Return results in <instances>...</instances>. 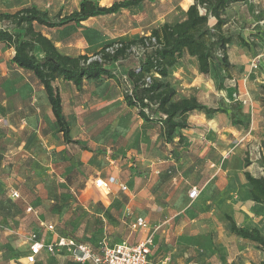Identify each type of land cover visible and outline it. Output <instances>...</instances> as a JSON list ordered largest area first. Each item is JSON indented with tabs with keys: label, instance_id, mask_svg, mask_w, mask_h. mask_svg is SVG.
Returning <instances> with one entry per match:
<instances>
[{
	"label": "rangeland",
	"instance_id": "obj_1",
	"mask_svg": "<svg viewBox=\"0 0 264 264\" xmlns=\"http://www.w3.org/2000/svg\"><path fill=\"white\" fill-rule=\"evenodd\" d=\"M5 1L0 0V6L4 7L7 4ZM102 1L103 4L111 3V0H101L99 3ZM163 2L165 9L180 3L179 8L182 10L191 0L145 1L138 8L90 21L87 30L99 27L104 35L101 37L102 43L89 50L91 53L89 56L104 45L148 36L155 26L153 19L158 18L157 14L161 8L159 4ZM77 3L78 0H65L60 8L53 4L49 7L48 13L50 16L57 13L65 15L76 8ZM234 6L236 7L224 12L223 17L227 23L223 31L225 33L241 31L245 27L242 19L246 16L250 24L248 28L257 36L247 33V36H256L252 41L247 39L250 45L248 48L237 43L228 47V60L234 69L231 75L224 79L222 77L216 79L213 75L203 77L197 72L194 59L184 56L180 60L182 66L177 68L176 65L169 76L171 84L180 95H187L184 83L196 81L198 97L205 98L203 103L217 101L214 95L217 93L228 99L224 102L218 99L217 107L225 105L231 107L239 102L234 99L246 100V97L240 96L244 92L243 80L250 95L253 93L257 97L262 92L260 87L264 86V0H260L248 12V8L240 3ZM202 12L200 10V13ZM180 18L181 12H178L171 21ZM49 33L54 40L70 39L68 46L59 45L58 49L62 53L77 55L82 51L83 47L78 45L84 31L69 28ZM12 54L11 49L0 44V198L12 206L9 216H6L7 205L1 206L0 264H27L24 257L29 244L25 241V236L33 232H40L47 241H53L55 236H65L76 243L88 245L95 254H100L103 245L121 241L132 245L141 237V232L131 231L127 227L133 218L124 217L125 224L115 231V227L109 221L116 219L111 218L109 206L106 209L95 201L103 198L104 194L96 191L91 183L98 176L116 174L114 167L121 170L122 174L128 173V177L148 179L152 173V164L156 165L166 157L164 145L159 138L158 125L145 124L143 121L139 125L136 110H126L122 99L123 94L130 90L125 71L137 64L133 52L132 55L128 53L119 64L110 67L115 74V80L102 78L95 82H85L80 94L61 80L55 82L62 98L63 111L72 138L88 146L92 152L83 151L74 144L64 143L61 134L56 131L43 89L31 75L10 64ZM216 54L220 57L218 52ZM256 57L259 62L257 69L249 72L250 62ZM219 81H222L225 87L223 92L216 89ZM221 96L219 98H222ZM239 104L243 106V103ZM132 128L135 131L133 135L129 133ZM125 129L128 131L124 132ZM142 130L153 138L156 152L152 154L148 152L147 156L138 159L133 155L140 154V142L136 135ZM247 130L242 133L243 135L240 133L229 136L228 141L231 144L227 150L231 151L230 155L234 147L244 145L243 150L245 144L249 153L254 154L258 151L256 149L258 142L252 139L251 133L248 134ZM129 152L133 158L127 157ZM244 155L248 164L253 165L252 171L259 172L260 168H257L259 162L253 161L254 159L246 152L239 157L244 162L235 159L233 167L240 169L244 167ZM128 177H123V181L126 182L125 178ZM163 177L168 176L165 174ZM86 188L90 190L82 195L81 192ZM13 190L19 193L18 199L10 198V192ZM27 206H31L37 215L27 213ZM116 210L119 211L120 207L115 208L114 213ZM96 213L101 214V217L95 215ZM37 216L43 224L54 226L52 233L42 230ZM228 243L230 249L241 248L245 252L249 249L243 248L242 240L232 235ZM223 255V260L215 252L208 257L212 264H233L226 259L228 252L224 251ZM34 264L83 263L76 262L67 252L59 251L53 255L40 256Z\"/></svg>",
	"mask_w": 264,
	"mask_h": 264
},
{
	"label": "trees",
	"instance_id": "obj_2",
	"mask_svg": "<svg viewBox=\"0 0 264 264\" xmlns=\"http://www.w3.org/2000/svg\"><path fill=\"white\" fill-rule=\"evenodd\" d=\"M144 1L152 0H115L109 6H102L95 0H79L76 10L67 15L57 13L55 16H50L47 11L33 4L15 12L0 11V44L12 50L10 64L31 75L43 89L56 131L61 134L64 143L75 144L82 150L90 151L86 145L71 138L70 127L63 113L62 98L55 82L61 80L70 83L77 92H81L85 82L102 78L115 80L110 67L119 64L128 53L131 54L132 48L141 51V54L138 58L133 55L137 64L125 71L130 90L123 94V100L127 108L136 110L137 116L145 124L159 126L164 144L179 147L186 142L187 138L180 132L191 127L187 118L194 113L203 114L207 118L224 114L231 127L247 129L249 121L239 103L236 102L231 107L214 108L202 104L194 96L179 98L169 80L172 69L184 56L194 59L197 72L203 77L213 75L216 79H224L231 75L234 66L228 60V47L237 43L248 48L249 40L255 39L257 34L250 33L256 36L244 37L242 29L237 33H225L223 27L227 21L223 15L233 5L247 0H193L183 12L182 19L164 22L152 28L148 36L104 45L92 56L64 54L40 31L41 28H80L89 19L115 16L121 11L138 7ZM200 10L203 12L200 13ZM116 43L121 44V47L112 53L105 51ZM146 78H149V82ZM216 89H225L222 81H219ZM260 89L262 92L254 97L263 108L264 115V86ZM258 144L261 156L257 161L262 173L252 176L249 172H244L243 175L249 186L251 201L264 205V135ZM248 165L245 160L244 167ZM4 205H7L6 216H9L12 206L0 198V211ZM224 218L231 235L252 244L263 254L259 261L251 264H264V232L238 226L229 216ZM37 220L40 226L42 221L38 216ZM29 234H36L42 239L40 232Z\"/></svg>",
	"mask_w": 264,
	"mask_h": 264
},
{
	"label": "crops",
	"instance_id": "obj_3",
	"mask_svg": "<svg viewBox=\"0 0 264 264\" xmlns=\"http://www.w3.org/2000/svg\"><path fill=\"white\" fill-rule=\"evenodd\" d=\"M100 1L101 0L98 2ZM113 1L115 0H111V3ZM259 1L260 0H247L240 4L246 6L248 12L250 8L255 4H258ZM6 2L7 4H5L4 7L0 6V11L15 12L24 6L33 4L39 9L48 12L50 6L54 4L60 8L65 0H6L5 3ZM192 2L193 0H191L186 8H183L182 10L179 8L180 3L175 6L173 5L170 9L166 8L167 10L164 8L165 2L159 4L161 7V13L159 12V14H157V19H153V23H155L153 28L164 22H174L171 21L172 17L178 12H181L180 19H182L183 12L186 11ZM78 3L76 8L72 11L78 8ZM111 3L103 4L102 1V3L99 4L102 6H109ZM234 7L236 6L233 5L230 9ZM100 18L89 19L82 23L83 27L80 28L68 26L60 29L76 28L84 31L80 44L78 45L83 48L77 55L89 56L91 54L89 53V50L102 43L101 37L104 34L99 27L92 28L95 30H87L90 21H96ZM242 21L245 25L242 29L244 37L250 33H254L248 28L250 24L247 22L249 20L246 16H243ZM40 31L50 38L57 48L61 44L62 46H68V43L70 42V39L65 41L52 39L49 32H55L58 30L41 28ZM64 54L70 55L69 53ZM181 66L182 65L179 61L177 63V68H180ZM174 68H176V65ZM195 83L196 81H188L184 83V88L187 89V95L183 96L177 93L178 97L187 98L194 96L202 104L214 108L218 105V99H221V102L228 101V99L223 98L221 95L222 98H219V94L214 93L215 97H217L215 98L217 101L210 100L207 101L206 104L203 103L205 98L198 97L199 92H196L197 87L195 86ZM66 84L71 85L75 89L72 84ZM242 85L244 92L241 93L240 96L246 97V100L241 101L237 98L238 100L234 99V101H239L238 103L241 104L243 103L242 111L246 114L249 121L248 130L240 126L231 127L227 116L224 114H215L212 117L207 118L203 114L194 113L187 118V122L191 127L180 132L185 138H187L186 142L179 147H177V145H168L162 142L164 145L163 149L165 148L166 151V157L158 161L156 165L155 163L152 164V173L148 179L143 177L139 180L133 177H128V173H124L126 175L123 176L124 174H122L121 170H117V168L114 167L116 174L98 177H114L119 183L126 185V192H121L116 186L113 187L110 192H104L95 188L92 180L91 186L100 194H104L103 198L95 201H98L100 205L106 209L109 206L111 218L116 219L114 221H109L110 224L115 227V231L122 227V224H125L123 223V218L128 216H131L133 219L138 216L142 217L147 223V229L139 231L141 232V237L133 244H137L144 240V238L153 231V242L148 254L149 264H212L208 256L215 252V254L218 253L220 259L223 260L224 251L228 252L226 259L229 263L233 264H250V262H257L263 257L261 252L256 250L252 244L243 240L241 245L244 246L243 248H249L247 252L242 251L241 248L231 247L230 249L228 246V240L230 239L231 234L227 229V221L224 218V216H229L238 226L247 229L256 228L260 232H264V205L256 204L251 201L248 193L249 186L243 175L244 172H249L252 176H257L258 174L256 173L258 172L254 173L252 171L253 165H249L246 168L242 166V169L233 167L236 160L238 162H244L243 159L241 160L239 157L242 153H247V144H245L243 150L242 147L244 145L239 148L234 147L232 149L233 156L229 154L231 151L227 150L228 145L231 144V142L228 141L229 136L239 135L240 133L244 134L247 130L251 133L252 139L259 143L264 135L263 108L254 97V94L252 93L250 95V93L246 91V82L244 80ZM239 87L240 86H238V88ZM82 91L76 92L80 94ZM211 92L213 93V91ZM127 109L128 111L130 110V108L126 107V110ZM138 123L141 125L143 122L139 119ZM157 129L159 138L161 139L158 126ZM127 131L128 129L124 130V132ZM129 133L132 135L135 134L134 129H130ZM122 135H124V133ZM136 136L137 140L140 142L139 149L141 150L139 152L140 154H134V157L141 159L144 156H147L148 152L151 154L156 152L154 148L156 144L152 142L153 138L149 137L144 130L137 133ZM174 142H176V139ZM87 152H92V150L90 149V151ZM131 154V152L127 154L129 159L133 158V156L131 157ZM243 158L245 159L246 155H244ZM142 161L144 160L142 159ZM257 168L259 169L260 167ZM157 171L159 172L158 174H156ZM165 174L168 177H163ZM123 177H128L125 178L126 182L123 181ZM192 187H196L199 190V195L191 202L187 197V193ZM89 190L90 188H86L85 191L83 190L81 192L82 195L88 193ZM118 206L120 207V210H116L114 213V209H117ZM31 214L37 215V212L33 210V213ZM95 215L101 217V214L99 213H96ZM127 227L129 228V224ZM41 228L46 232L52 233L53 231H48L44 227ZM57 237L58 236H55L53 241H55ZM232 237L235 238L233 235ZM42 239L45 244L53 242L47 241L45 237H42ZM25 241L27 242V236H25ZM118 243H112L111 245ZM53 254L43 251L36 257L35 262L42 255Z\"/></svg>",
	"mask_w": 264,
	"mask_h": 264
},
{
	"label": "built area",
	"instance_id": "obj_4",
	"mask_svg": "<svg viewBox=\"0 0 264 264\" xmlns=\"http://www.w3.org/2000/svg\"><path fill=\"white\" fill-rule=\"evenodd\" d=\"M121 47V44L116 43L113 46L107 47L106 52L112 53L115 49ZM135 57H139L141 51H138L132 48ZM93 59H96L93 57ZM258 57L253 59L249 65V72L255 71L257 69ZM146 81L149 82V78H146ZM250 134V132H247ZM256 148L258 151L254 154H251L247 151L248 156L253 158L257 162L260 158V148L259 144ZM264 156V155H263ZM249 158V157H248ZM249 158V160H250ZM159 172L157 171L156 174ZM262 173V169H259L258 175ZM93 185L95 188L100 189L104 192H110L113 187H117L121 192H126V185L119 183L114 177L102 178L98 177L93 180ZM199 195V190L196 187H192L188 193L187 197L192 202ZM10 198L15 200L19 198V193L15 190L10 192ZM27 213H33L31 207L26 208ZM41 227L46 228L48 231L53 230L52 225L41 224ZM129 229L131 231H142L147 229V223L142 217H135L129 223ZM27 242L29 244L28 254L25 257L27 264H33L36 260V257L43 251L53 254L59 251H65L71 256L76 262L87 263V264H149L148 263V254L150 252V247L153 242V231L149 233L144 240L140 241L137 244H128L126 241H122L114 245H103L101 248L100 254H95L91 248L83 243H76L74 240L57 237L55 241L49 244H45L43 239H39L36 234H29L27 236Z\"/></svg>",
	"mask_w": 264,
	"mask_h": 264
}]
</instances>
